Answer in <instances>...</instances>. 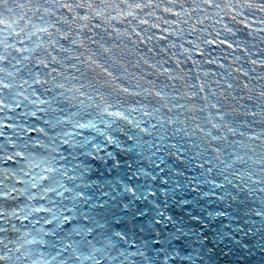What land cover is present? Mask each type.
<instances>
[{
  "label": "snow or ice",
  "instance_id": "1",
  "mask_svg": "<svg viewBox=\"0 0 264 264\" xmlns=\"http://www.w3.org/2000/svg\"><path fill=\"white\" fill-rule=\"evenodd\" d=\"M168 177L264 231V0H0V264H151Z\"/></svg>",
  "mask_w": 264,
  "mask_h": 264
}]
</instances>
